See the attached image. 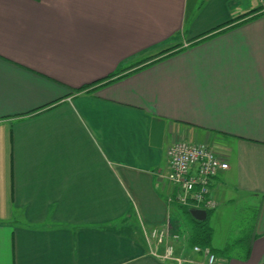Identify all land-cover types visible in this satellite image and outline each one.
Returning a JSON list of instances; mask_svg holds the SVG:
<instances>
[{
  "label": "crops",
  "instance_id": "0c3cea01",
  "mask_svg": "<svg viewBox=\"0 0 264 264\" xmlns=\"http://www.w3.org/2000/svg\"><path fill=\"white\" fill-rule=\"evenodd\" d=\"M206 4L0 0V264L203 260L167 180L180 141L230 165L204 222L257 204L215 264H264V0Z\"/></svg>",
  "mask_w": 264,
  "mask_h": 264
},
{
  "label": "built area",
  "instance_id": "2783aa9c",
  "mask_svg": "<svg viewBox=\"0 0 264 264\" xmlns=\"http://www.w3.org/2000/svg\"><path fill=\"white\" fill-rule=\"evenodd\" d=\"M170 174L168 182L176 190L173 198L180 206L196 205L199 209L214 210L217 202L212 196V180L230 169L229 163L206 143L180 141L169 149ZM172 198L170 201L173 200ZM153 237L160 244L165 242V234L155 230ZM179 240L180 236H175ZM194 254L203 260H183L176 257L175 248H168L161 256L174 260L177 264H215L217 257L208 247L194 246ZM158 255V253H155Z\"/></svg>",
  "mask_w": 264,
  "mask_h": 264
},
{
  "label": "rangeland",
  "instance_id": "374dc122",
  "mask_svg": "<svg viewBox=\"0 0 264 264\" xmlns=\"http://www.w3.org/2000/svg\"><path fill=\"white\" fill-rule=\"evenodd\" d=\"M207 0H196L197 13L202 10L205 11ZM251 205L245 202L237 203L235 205L227 204L225 208L211 212L209 218L210 227L213 228L211 236V247L213 249H222L231 239L239 240L244 236V232L251 228L255 222L254 208L257 204Z\"/></svg>",
  "mask_w": 264,
  "mask_h": 264
},
{
  "label": "trees",
  "instance_id": "16d2710c",
  "mask_svg": "<svg viewBox=\"0 0 264 264\" xmlns=\"http://www.w3.org/2000/svg\"><path fill=\"white\" fill-rule=\"evenodd\" d=\"M252 13H257V11H253L248 15H251ZM257 16L259 15H253L252 17H249V19H255ZM110 82H112V80L111 81L107 80V82L104 83L103 85H106ZM195 224L196 226L194 227V233L191 236L190 244L193 246L199 245L202 247H211L210 241L212 236V228L208 225L207 222H203V223L195 222Z\"/></svg>",
  "mask_w": 264,
  "mask_h": 264
},
{
  "label": "water",
  "instance_id": "95a60500",
  "mask_svg": "<svg viewBox=\"0 0 264 264\" xmlns=\"http://www.w3.org/2000/svg\"><path fill=\"white\" fill-rule=\"evenodd\" d=\"M191 214L194 218L200 222H204L208 218V212L203 209H193L191 210Z\"/></svg>",
  "mask_w": 264,
  "mask_h": 264
}]
</instances>
